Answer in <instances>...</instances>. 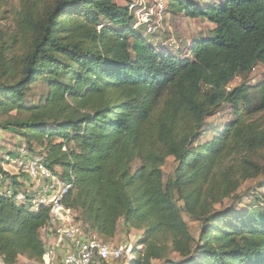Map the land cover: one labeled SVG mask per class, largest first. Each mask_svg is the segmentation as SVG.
I'll return each mask as SVG.
<instances>
[{"label":"trees","instance_id":"16d2710c","mask_svg":"<svg viewBox=\"0 0 264 264\" xmlns=\"http://www.w3.org/2000/svg\"><path fill=\"white\" fill-rule=\"evenodd\" d=\"M19 1L15 32L0 23V127L21 138L15 152L24 140L52 171L73 177L62 204L74 220L105 242L120 221L145 229L129 244L130 264H264L262 197L240 211L234 194L264 173L244 156L264 150V128L250 119L254 101L264 109V79L257 90L229 87L264 65V0H168L170 11L215 25L185 55L134 27L129 0H53L46 10L43 0ZM17 41L27 49L13 56ZM226 107L233 117L207 127ZM237 155L240 177L222 168ZM169 157L177 166L166 180ZM12 179L13 195L0 194V259L49 264L41 231L50 209L18 202L21 182ZM183 211L200 222L198 238Z\"/></svg>","mask_w":264,"mask_h":264},{"label":"rangeland","instance_id":"374dc122","mask_svg":"<svg viewBox=\"0 0 264 264\" xmlns=\"http://www.w3.org/2000/svg\"><path fill=\"white\" fill-rule=\"evenodd\" d=\"M116 1L123 5L127 4L125 0ZM201 1L204 4H206L207 2L206 0ZM52 3L53 0H43V9L46 10L48 4ZM168 6V0H163V4H159L158 0H142V4L138 5V8L141 9L143 15H149L148 18L150 19L151 24L155 26V28L153 29V31H149L147 29V26L142 25L140 22H138L137 18L135 17L133 26L143 28L144 34H153V38H148L149 41L156 45L165 47V50H167L168 53L176 55H185L188 53L189 47L191 46L194 39L199 36H208L211 29H213L215 25L203 18L192 19L188 17L185 13L172 12L169 10ZM20 8L21 3L19 0H9L6 6L0 10V23L3 31L8 32L9 34H13L15 32V17ZM26 49L27 47H25V45L17 41L13 48V53L15 54L13 56L20 55L23 50L25 51ZM263 79L264 65L258 64L248 74L234 78L233 81L230 83L229 87L235 88L237 86H240L242 83H247L249 86H253L255 87V90H257V87L263 81ZM259 107L260 103L254 101L252 112L250 113V119L255 121L256 124L261 128H264V109L260 110ZM232 117L233 115L231 113V109L229 107L223 108L218 111L215 116L210 117L207 120V127L211 129L217 126L222 127L224 123ZM4 119V117H1L0 121ZM20 139L21 138L19 137V135H17L14 131H8L0 127V184H7L13 188L14 184L12 178L16 176V180L21 182V187H19L20 190L24 191L28 188V185L25 183V181L20 175L14 172V165L7 163L5 164L3 160L6 155L15 152ZM244 156L253 161L255 165L264 164V150H258V148H255L253 150L247 151ZM15 157L16 156L13 155V159H15ZM242 161V156L237 155L236 157H230L225 161L224 166L222 168L233 166L237 170V177H240V169L243 165ZM139 165L140 161H136L133 164L134 170L137 169ZM176 166L177 162L175 161V159L173 157H169L167 159L166 164L163 166V171L165 173L166 180L173 175ZM214 183L216 184L215 181ZM234 194L242 195V201L239 200V202L237 203V207L240 211H245L247 207H251L250 204L253 206V204L258 202L256 200L257 194L262 197V201L258 202V204L264 206V173L256 177L240 181V187ZM230 203L231 201L227 198L223 201V203L216 204L215 207L217 209H220L224 204L229 205ZM178 204L183 207L182 201H178ZM182 215L185 221L187 222L193 236L198 238L200 234V222L191 218L185 211L182 212ZM128 231L124 230L123 221H120L117 235L113 240H110L108 242L114 244H133L135 246L139 244V241L142 238H144L145 229L138 230L132 228ZM126 261L127 259L124 258L122 260L109 262L106 264H124ZM155 264H162V262L157 261Z\"/></svg>","mask_w":264,"mask_h":264},{"label":"built area","instance_id":"2783aa9c","mask_svg":"<svg viewBox=\"0 0 264 264\" xmlns=\"http://www.w3.org/2000/svg\"><path fill=\"white\" fill-rule=\"evenodd\" d=\"M163 4V0H158ZM142 0H130L128 3L131 14L137 18L138 22L146 25L149 31H153V26L148 18L143 15L138 5ZM163 9V7H162ZM13 155H6L3 160L6 164L14 165V172L20 175L28 188L16 193L15 199L18 202H26L27 199L31 208L37 211L41 206L49 207L50 221L47 228H58L60 243H66L67 247L63 255L61 264H106L124 258V264H130L133 252L129 244H114L105 242L95 235L87 232L82 223L74 220L72 212L63 207L65 196L73 188V177L71 180L64 179L60 174L52 171L44 161V155L30 151L26 141L22 140ZM29 196H27V193ZM13 195L10 185L0 184V194ZM49 264L55 255V248L46 247ZM0 264H6L0 259ZM17 264H38L28 260H22Z\"/></svg>","mask_w":264,"mask_h":264},{"label":"crops","instance_id":"0c3cea01","mask_svg":"<svg viewBox=\"0 0 264 264\" xmlns=\"http://www.w3.org/2000/svg\"><path fill=\"white\" fill-rule=\"evenodd\" d=\"M41 234L46 243V247L55 248V255L51 264H61L67 245L66 243H60L58 228L54 229L46 227L41 231Z\"/></svg>","mask_w":264,"mask_h":264}]
</instances>
